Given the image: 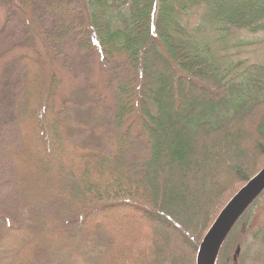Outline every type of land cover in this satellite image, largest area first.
<instances>
[{
	"label": "trees",
	"instance_id": "1",
	"mask_svg": "<svg viewBox=\"0 0 264 264\" xmlns=\"http://www.w3.org/2000/svg\"><path fill=\"white\" fill-rule=\"evenodd\" d=\"M82 6L90 44L123 58L131 80L115 90L111 128L84 146L57 105L56 73L22 58L21 149L5 153L26 188L0 206V264H196L221 210L264 166V64L239 59L245 43L233 40L264 32V0ZM132 125L145 160L126 157ZM239 223L218 264H233Z\"/></svg>",
	"mask_w": 264,
	"mask_h": 264
},
{
	"label": "rangeland",
	"instance_id": "2",
	"mask_svg": "<svg viewBox=\"0 0 264 264\" xmlns=\"http://www.w3.org/2000/svg\"><path fill=\"white\" fill-rule=\"evenodd\" d=\"M83 12L82 0H0L2 207L25 195L26 186L5 153L9 145L21 149L16 115L23 100L24 56L38 57L47 72L56 73L57 105L67 108L71 139L84 146L94 144L96 128H111L109 116L115 110V90L120 83L131 80L123 58L105 60L90 44ZM233 40L245 43L239 59L264 64V32H235ZM133 126L130 127L131 146L125 153L130 162L145 160L148 156L146 145ZM33 205L36 204L32 201L28 204ZM42 231H33L34 240L47 237ZM238 248L240 253L234 261L237 264H264V194L240 221L227 244V255L234 260ZM32 252L40 251L32 249Z\"/></svg>",
	"mask_w": 264,
	"mask_h": 264
},
{
	"label": "water",
	"instance_id": "3",
	"mask_svg": "<svg viewBox=\"0 0 264 264\" xmlns=\"http://www.w3.org/2000/svg\"><path fill=\"white\" fill-rule=\"evenodd\" d=\"M263 193L264 166L221 210L199 246L196 264H218L220 254L232 231ZM239 253L238 248L235 260Z\"/></svg>",
	"mask_w": 264,
	"mask_h": 264
}]
</instances>
